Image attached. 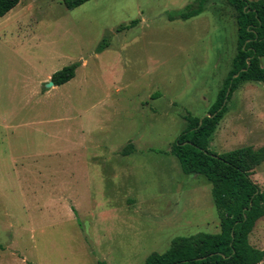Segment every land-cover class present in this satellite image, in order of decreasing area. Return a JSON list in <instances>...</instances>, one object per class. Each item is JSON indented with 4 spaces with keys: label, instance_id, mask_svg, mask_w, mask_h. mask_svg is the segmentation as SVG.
I'll return each mask as SVG.
<instances>
[{
    "label": "rangeland",
    "instance_id": "374dc122",
    "mask_svg": "<svg viewBox=\"0 0 264 264\" xmlns=\"http://www.w3.org/2000/svg\"><path fill=\"white\" fill-rule=\"evenodd\" d=\"M197 2L90 0L69 11L20 0L0 18V264H145L176 238L220 231L212 184L170 153L185 117L209 115L237 54L225 0L168 19ZM72 64L74 79L48 86ZM244 147L264 148L262 83L240 85L209 150ZM252 179L264 190V163ZM250 242L264 250V217Z\"/></svg>",
    "mask_w": 264,
    "mask_h": 264
},
{
    "label": "trees",
    "instance_id": "16d2710c",
    "mask_svg": "<svg viewBox=\"0 0 264 264\" xmlns=\"http://www.w3.org/2000/svg\"><path fill=\"white\" fill-rule=\"evenodd\" d=\"M90 0H61L69 11ZM209 0H198L184 10L168 14L170 21L189 20L200 15ZM236 11L237 54L232 70L218 92L209 114L214 117H185L186 129L171 147L186 175H200L212 184V197L218 210L220 231L180 237L163 254H151L145 264H262L264 250L255 248L250 236L264 217V190L252 179L253 171L264 163V148H240L222 155L209 150L213 135L228 112V105L240 85L264 84V0H225ZM20 0H0V18L13 10ZM139 20L121 25L117 32L136 27ZM110 46L103 40L100 54ZM78 64L52 75L55 86H62L76 76ZM229 92V94H228ZM228 94V95H227ZM125 155H128L125 152ZM76 213V211L74 210ZM98 264H107L100 261Z\"/></svg>",
    "mask_w": 264,
    "mask_h": 264
},
{
    "label": "water",
    "instance_id": "95a60500",
    "mask_svg": "<svg viewBox=\"0 0 264 264\" xmlns=\"http://www.w3.org/2000/svg\"><path fill=\"white\" fill-rule=\"evenodd\" d=\"M48 86H49V87H50V86H54V83H53V82H51V83H50ZM228 94H229V92H228ZM228 94H227V95H228ZM206 117H214V116H212V115H210V114H209V115H208V116H206Z\"/></svg>",
    "mask_w": 264,
    "mask_h": 264
},
{
    "label": "crops",
    "instance_id": "0c3cea01",
    "mask_svg": "<svg viewBox=\"0 0 264 264\" xmlns=\"http://www.w3.org/2000/svg\"><path fill=\"white\" fill-rule=\"evenodd\" d=\"M52 78V77H51Z\"/></svg>",
    "mask_w": 264,
    "mask_h": 264
}]
</instances>
